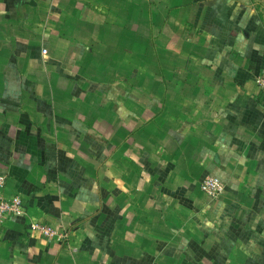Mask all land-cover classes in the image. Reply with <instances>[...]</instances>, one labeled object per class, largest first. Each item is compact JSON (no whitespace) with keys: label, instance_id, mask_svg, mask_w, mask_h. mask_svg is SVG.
Segmentation results:
<instances>
[{"label":"crops","instance_id":"1","mask_svg":"<svg viewBox=\"0 0 264 264\" xmlns=\"http://www.w3.org/2000/svg\"><path fill=\"white\" fill-rule=\"evenodd\" d=\"M261 73L252 0H0V264H264Z\"/></svg>","mask_w":264,"mask_h":264},{"label":"built area","instance_id":"2","mask_svg":"<svg viewBox=\"0 0 264 264\" xmlns=\"http://www.w3.org/2000/svg\"><path fill=\"white\" fill-rule=\"evenodd\" d=\"M256 83L264 90V73L256 77ZM5 175L0 174V226L8 216L20 215L25 213V205L20 195L13 194L7 196L4 193ZM221 179L215 175H206L200 181V188L211 198H218L224 191ZM34 229L39 230L44 236L51 239L55 235L66 236L67 231L60 233L56 228L47 224H33Z\"/></svg>","mask_w":264,"mask_h":264},{"label":"rangeland","instance_id":"3","mask_svg":"<svg viewBox=\"0 0 264 264\" xmlns=\"http://www.w3.org/2000/svg\"><path fill=\"white\" fill-rule=\"evenodd\" d=\"M255 8L259 11L260 15L264 20V0H252Z\"/></svg>","mask_w":264,"mask_h":264}]
</instances>
